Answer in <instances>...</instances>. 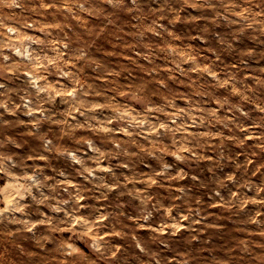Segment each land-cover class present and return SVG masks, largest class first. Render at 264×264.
Instances as JSON below:
<instances>
[{
	"label": "clouds",
	"instance_id": "9594fccd",
	"mask_svg": "<svg viewBox=\"0 0 264 264\" xmlns=\"http://www.w3.org/2000/svg\"><path fill=\"white\" fill-rule=\"evenodd\" d=\"M0 264H264V0H0Z\"/></svg>",
	"mask_w": 264,
	"mask_h": 264
}]
</instances>
